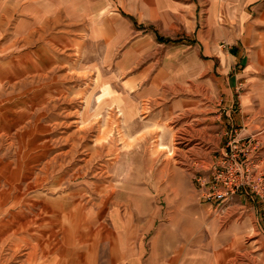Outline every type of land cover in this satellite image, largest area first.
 Listing matches in <instances>:
<instances>
[{"label": "rangeland", "instance_id": "obj_1", "mask_svg": "<svg viewBox=\"0 0 264 264\" xmlns=\"http://www.w3.org/2000/svg\"><path fill=\"white\" fill-rule=\"evenodd\" d=\"M211 2L0 0V264H41L96 228L90 245L144 264H264V209H217L197 184L234 131L264 161V53L241 82L260 90L247 126L219 110L220 64L180 66L192 40L173 23L208 30Z\"/></svg>", "mask_w": 264, "mask_h": 264}, {"label": "crops", "instance_id": "obj_2", "mask_svg": "<svg viewBox=\"0 0 264 264\" xmlns=\"http://www.w3.org/2000/svg\"><path fill=\"white\" fill-rule=\"evenodd\" d=\"M237 1L239 0H212L208 9L210 20L205 23L208 30H197V23H183V25H181L182 23H173L174 29H172L180 32L181 27L186 28V34L192 40L187 43L185 62L180 65L181 67H193L194 70L196 68L197 75L203 76L209 75V71L220 64L216 68L217 71L227 74L228 83L223 82L220 90L214 88V91L219 90L225 96L224 105L219 104L221 106L219 110H222L225 115L227 119L225 122L229 127L240 126L241 124L247 126L252 123L250 115H253V111L249 107V102L254 97V93L260 90L250 87V90L247 91L245 85L241 82L252 77L253 59L264 53V0H241V3H237ZM169 7H171V12L174 8L175 10L180 9L177 3L169 5L167 8L169 9ZM220 12H226L231 23L238 19L235 23L242 24V31L247 35L241 40L240 44L238 42L234 43V33L231 30L227 31V27L219 26L218 17ZM254 23L258 30L252 29ZM154 24H160L164 27V23ZM245 25L248 26L247 29ZM194 28L195 37L191 33ZM166 39L173 41L170 37ZM223 39L229 41V43L233 42L235 47L221 46L220 43ZM262 58L264 59V57ZM259 98L262 101V97ZM239 105H242V108H239ZM201 201L204 202L202 198ZM97 231L96 228L91 236L93 239H83L80 246L67 247L63 252L57 253L56 256L41 264H144L140 256L127 257L125 251L117 250L116 246L113 249L110 246L106 255L103 246L98 243L90 245V240L97 241ZM85 241L87 244H85ZM124 254L126 255L125 259Z\"/></svg>", "mask_w": 264, "mask_h": 264}, {"label": "built area", "instance_id": "obj_3", "mask_svg": "<svg viewBox=\"0 0 264 264\" xmlns=\"http://www.w3.org/2000/svg\"><path fill=\"white\" fill-rule=\"evenodd\" d=\"M234 132L208 175L197 177L201 198L221 209L240 195L264 209V161L254 154L259 143L251 137L238 139Z\"/></svg>", "mask_w": 264, "mask_h": 264}, {"label": "trees", "instance_id": "obj_4", "mask_svg": "<svg viewBox=\"0 0 264 264\" xmlns=\"http://www.w3.org/2000/svg\"><path fill=\"white\" fill-rule=\"evenodd\" d=\"M157 41H158L159 43H170V42H173V41H171L170 39L163 38V37H161V36H159V35H157Z\"/></svg>", "mask_w": 264, "mask_h": 264}]
</instances>
